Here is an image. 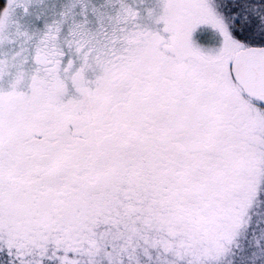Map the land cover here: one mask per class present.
I'll return each mask as SVG.
<instances>
[{
	"label": "snow or ice",
	"instance_id": "obj_1",
	"mask_svg": "<svg viewBox=\"0 0 264 264\" xmlns=\"http://www.w3.org/2000/svg\"><path fill=\"white\" fill-rule=\"evenodd\" d=\"M0 264H264V0H0Z\"/></svg>",
	"mask_w": 264,
	"mask_h": 264
}]
</instances>
